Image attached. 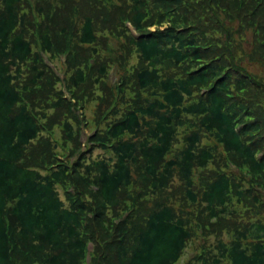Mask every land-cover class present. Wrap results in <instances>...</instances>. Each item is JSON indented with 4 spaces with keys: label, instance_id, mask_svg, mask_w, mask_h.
<instances>
[{
    "label": "trees",
    "instance_id": "1",
    "mask_svg": "<svg viewBox=\"0 0 264 264\" xmlns=\"http://www.w3.org/2000/svg\"><path fill=\"white\" fill-rule=\"evenodd\" d=\"M188 248L264 264V0H0V264Z\"/></svg>",
    "mask_w": 264,
    "mask_h": 264
},
{
    "label": "rangeland",
    "instance_id": "2",
    "mask_svg": "<svg viewBox=\"0 0 264 264\" xmlns=\"http://www.w3.org/2000/svg\"><path fill=\"white\" fill-rule=\"evenodd\" d=\"M58 60H59V59H58ZM56 66H57V67H60V68H61V71H63V67H62L63 65H62L59 61H58V65L56 64ZM60 77H62V75H60ZM85 116H86L87 118L92 119V108H91V107L85 111ZM98 153H99V152H96L94 155L96 156ZM93 157H94V156H93ZM93 157H92V158H93ZM191 252H192L191 249L188 248V249L185 251V254L183 255V257L181 258V261H180L179 264H182V262L187 261V259H188V257H189V253H191Z\"/></svg>",
    "mask_w": 264,
    "mask_h": 264
}]
</instances>
